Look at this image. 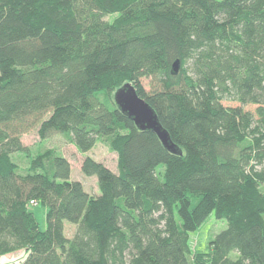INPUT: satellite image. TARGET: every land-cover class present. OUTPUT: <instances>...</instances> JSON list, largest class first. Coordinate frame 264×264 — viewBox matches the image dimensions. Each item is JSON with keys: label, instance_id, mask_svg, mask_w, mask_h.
Segmentation results:
<instances>
[{"label": "trees", "instance_id": "1", "mask_svg": "<svg viewBox=\"0 0 264 264\" xmlns=\"http://www.w3.org/2000/svg\"><path fill=\"white\" fill-rule=\"evenodd\" d=\"M125 83L180 154L116 108ZM34 128L116 154V172L81 162L98 196L30 153ZM211 213L226 228L192 252ZM19 250L12 264H264V0H0V258Z\"/></svg>", "mask_w": 264, "mask_h": 264}, {"label": "rangeland", "instance_id": "2", "mask_svg": "<svg viewBox=\"0 0 264 264\" xmlns=\"http://www.w3.org/2000/svg\"><path fill=\"white\" fill-rule=\"evenodd\" d=\"M111 18V17H110ZM108 16H106L105 20H110ZM143 83L147 87V81L143 80ZM104 96H101L102 100ZM108 104V107L111 108L112 105L103 101ZM227 103V102H224ZM234 105L235 103H230ZM245 109L250 111H254L255 106H246ZM21 142L30 148V153L32 155H36L38 152H41L45 149H52L55 153L65 157L70 165H71V179L80 181L85 189V191L93 196L96 197L99 195V190L97 187L96 177H87L85 176L81 170V162L86 157L89 156L93 160L97 162L103 163L107 168L111 171L116 172V154L109 151L106 146L101 143H97L89 152L85 154H80L76 151L74 146L67 142L63 136L59 134H53L48 137L46 140L40 141L37 135V129L34 128L27 133H23L21 135ZM13 161L18 165L21 171L27 166L28 158L23 155L14 154L12 156ZM32 211L35 215L36 221L39 224L41 230L45 229V209L43 206L38 205L32 208ZM74 226L67 225L65 227V234L66 237L71 238L74 233ZM226 228V221L221 219H216L214 214L211 213L203 222L202 224L195 230L189 233V248L193 252L195 250L198 251H205L207 250L209 241L220 231ZM17 255V252L12 254H8L7 256H3L0 258V263H4L6 260L2 259H13ZM235 257V253L232 255ZM16 258V257H15ZM17 259V258H16ZM18 260V259H17ZM19 262V260L17 261Z\"/></svg>", "mask_w": 264, "mask_h": 264}, {"label": "water", "instance_id": "3", "mask_svg": "<svg viewBox=\"0 0 264 264\" xmlns=\"http://www.w3.org/2000/svg\"><path fill=\"white\" fill-rule=\"evenodd\" d=\"M179 61L172 63L171 69L176 74ZM113 103L116 108L128 117L138 130L154 133L163 147L171 153L180 154L176 146L171 142L167 131L160 125L156 113L150 105L141 98L130 83H125L113 92Z\"/></svg>", "mask_w": 264, "mask_h": 264}, {"label": "crops", "instance_id": "4", "mask_svg": "<svg viewBox=\"0 0 264 264\" xmlns=\"http://www.w3.org/2000/svg\"><path fill=\"white\" fill-rule=\"evenodd\" d=\"M24 252H25V250H19V251H17V255L15 257L19 260V258H21L24 255ZM5 256H7V255H5ZM15 257H13V259H11V258H9V259L8 258L7 259L6 258L5 259H2V260H6L2 264H12V263H16V261H14V260H16Z\"/></svg>", "mask_w": 264, "mask_h": 264}, {"label": "built area", "instance_id": "5", "mask_svg": "<svg viewBox=\"0 0 264 264\" xmlns=\"http://www.w3.org/2000/svg\"><path fill=\"white\" fill-rule=\"evenodd\" d=\"M30 203H31L32 205H33V204H35V202H34V201H31Z\"/></svg>", "mask_w": 264, "mask_h": 264}]
</instances>
